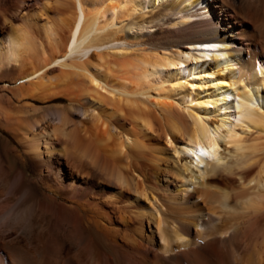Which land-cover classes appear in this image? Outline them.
<instances>
[{
  "label": "bare ground",
  "instance_id": "obj_1",
  "mask_svg": "<svg viewBox=\"0 0 264 264\" xmlns=\"http://www.w3.org/2000/svg\"><path fill=\"white\" fill-rule=\"evenodd\" d=\"M0 82V264H264V0H0Z\"/></svg>",
  "mask_w": 264,
  "mask_h": 264
},
{
  "label": "rangeland",
  "instance_id": "obj_2",
  "mask_svg": "<svg viewBox=\"0 0 264 264\" xmlns=\"http://www.w3.org/2000/svg\"><path fill=\"white\" fill-rule=\"evenodd\" d=\"M9 85L10 84L0 82V96H5V97L8 96ZM65 104H67V102L63 98H55L51 101H47L43 103L36 102L37 107L40 108L41 110H45L50 107L65 105ZM48 120L53 121L54 119L53 117L52 118L50 117V119ZM7 144H9V146L13 149L16 150L21 149L19 143L12 137V135L8 132V130L0 127V146H4Z\"/></svg>",
  "mask_w": 264,
  "mask_h": 264
}]
</instances>
